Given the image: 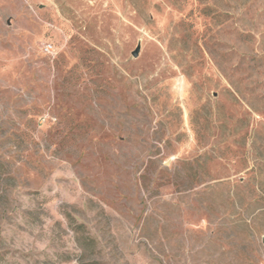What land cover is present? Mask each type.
<instances>
[{
  "label": "rangeland",
  "instance_id": "374dc122",
  "mask_svg": "<svg viewBox=\"0 0 264 264\" xmlns=\"http://www.w3.org/2000/svg\"><path fill=\"white\" fill-rule=\"evenodd\" d=\"M0 264H264V0H0Z\"/></svg>",
  "mask_w": 264,
  "mask_h": 264
},
{
  "label": "built area",
  "instance_id": "2783aa9c",
  "mask_svg": "<svg viewBox=\"0 0 264 264\" xmlns=\"http://www.w3.org/2000/svg\"><path fill=\"white\" fill-rule=\"evenodd\" d=\"M43 50L49 52L51 50V46L49 44H43L42 46Z\"/></svg>",
  "mask_w": 264,
  "mask_h": 264
},
{
  "label": "water",
  "instance_id": "95a60500",
  "mask_svg": "<svg viewBox=\"0 0 264 264\" xmlns=\"http://www.w3.org/2000/svg\"><path fill=\"white\" fill-rule=\"evenodd\" d=\"M136 54H137V50H135V51L132 52V55L135 56Z\"/></svg>",
  "mask_w": 264,
  "mask_h": 264
}]
</instances>
